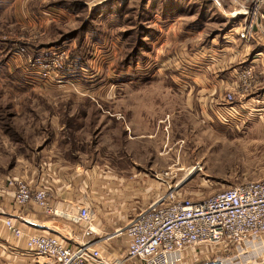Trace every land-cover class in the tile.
Masks as SVG:
<instances>
[{
	"label": "rangeland",
	"instance_id": "obj_1",
	"mask_svg": "<svg viewBox=\"0 0 264 264\" xmlns=\"http://www.w3.org/2000/svg\"><path fill=\"white\" fill-rule=\"evenodd\" d=\"M248 2L0 0V175L19 160L38 165L47 153H90L96 144L120 151V112L131 100L130 107H150L155 117L176 109L194 115L173 121L184 127L173 134L176 162H95L128 190L119 210L83 199L92 224L103 225L101 237L167 187L198 198L264 178V128L250 127L249 106L238 101L237 113L217 121L188 80H199L195 65L213 60V51L237 42L241 14L233 11ZM64 229L79 232L76 223ZM112 238H105L107 247L121 250L124 235Z\"/></svg>",
	"mask_w": 264,
	"mask_h": 264
},
{
	"label": "built area",
	"instance_id": "obj_2",
	"mask_svg": "<svg viewBox=\"0 0 264 264\" xmlns=\"http://www.w3.org/2000/svg\"><path fill=\"white\" fill-rule=\"evenodd\" d=\"M241 14L238 38L264 41V12L260 0H249L233 11ZM250 67H243L237 80L248 86ZM232 91L222 94L228 110L221 118L237 113L240 103ZM17 205L33 202L44 212L53 211L43 186L32 187L11 177ZM82 223L80 233L26 231L11 216L0 213L1 225L14 236H24V245L35 264H264V178L237 182L206 196L190 198L167 187L139 208L114 235L123 234L124 246L112 252L100 246V237L89 206H76Z\"/></svg>",
	"mask_w": 264,
	"mask_h": 264
},
{
	"label": "crops",
	"instance_id": "obj_3",
	"mask_svg": "<svg viewBox=\"0 0 264 264\" xmlns=\"http://www.w3.org/2000/svg\"><path fill=\"white\" fill-rule=\"evenodd\" d=\"M260 6L264 12V0L260 1ZM255 35L256 38L248 42L236 37L238 40L233 46L231 44L225 50L220 47L213 51L215 53L213 60L205 61L204 65H195H201L198 70L199 80L192 78V74L189 76L188 80L192 81L195 95L201 102L208 103L209 108L211 107L210 114L217 121L221 118L219 98L222 99V94L230 90L237 102L248 105L250 114L253 112L250 127L264 128V41ZM183 64L189 68L190 63L185 61ZM247 65L250 67L249 83L247 87H243L237 80V74ZM134 98L140 103L146 102L147 97L133 96L130 99ZM129 101L131 100L123 101V112H120L124 124L120 151L109 150L106 147L105 150H101L100 144H96L95 150L90 153L73 154L72 151L67 154L47 153L35 161L40 162L38 165L29 164L31 161L28 160L17 161L0 175V213L11 216L26 231L60 232L59 229L64 228L65 223H76L79 232L69 229L67 235L77 234L83 225L76 217V206L86 202L83 199L93 197L101 204L114 203L116 205L112 208L119 210L128 194V190L123 188L122 177H116L117 185L114 186L111 183L113 172L105 169L104 163L98 165L95 162H176L177 140L173 138V134L184 127L177 128L175 122L184 118V115L191 118L194 113L176 109L164 113V116L155 117L152 108L139 104L130 107ZM170 103H175V100ZM150 115L153 118H149ZM11 177L21 178L32 187H45L53 211L44 212L33 202L17 205L13 199L12 189L6 183ZM136 179L143 180V176H137ZM139 192L142 195L143 189H136V194ZM96 224L98 223L94 224L96 230L100 231L103 225ZM113 235L112 232L100 237V246L107 247L105 238L113 240ZM0 264H35L25 248L24 236L12 235L1 223Z\"/></svg>",
	"mask_w": 264,
	"mask_h": 264
},
{
	"label": "bare ground",
	"instance_id": "obj_4",
	"mask_svg": "<svg viewBox=\"0 0 264 264\" xmlns=\"http://www.w3.org/2000/svg\"><path fill=\"white\" fill-rule=\"evenodd\" d=\"M64 229V228H63ZM68 229V228H67ZM65 230V229H64ZM69 231V230H68Z\"/></svg>",
	"mask_w": 264,
	"mask_h": 264
},
{
	"label": "water",
	"instance_id": "obj_5",
	"mask_svg": "<svg viewBox=\"0 0 264 264\" xmlns=\"http://www.w3.org/2000/svg\"><path fill=\"white\" fill-rule=\"evenodd\" d=\"M55 233H57V232H55Z\"/></svg>",
	"mask_w": 264,
	"mask_h": 264
}]
</instances>
